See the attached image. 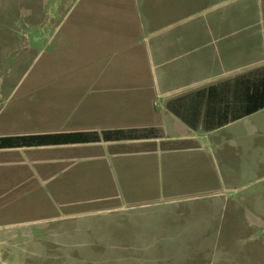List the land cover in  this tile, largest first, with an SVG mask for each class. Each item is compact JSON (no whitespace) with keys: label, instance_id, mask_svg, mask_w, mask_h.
<instances>
[{"label":"crops","instance_id":"obj_1","mask_svg":"<svg viewBox=\"0 0 264 264\" xmlns=\"http://www.w3.org/2000/svg\"><path fill=\"white\" fill-rule=\"evenodd\" d=\"M93 4L101 10V19L92 23L97 32H86L84 40L75 41L82 42L77 47L82 52L100 56L96 76L77 83L76 97L57 102L53 131L40 129L45 119L12 117L0 123V137L154 128L160 138L0 150V215L13 220L0 227L63 234L57 238L66 243L63 247L78 248L89 241L95 247L116 242L105 234L92 239L90 233L98 229L86 226L91 223L87 219L118 217L116 223L107 222L119 229L118 243L159 248L168 241L152 232L149 244L140 240L144 205L198 201L208 185L213 186L214 216L221 212L228 218L221 228L231 239L243 223L242 207L253 214L252 202L263 201L255 195L264 199V109L205 132L188 127L168 111L167 103L183 98L182 112L204 119L207 99L195 93L219 86L214 101L231 105L242 88L254 86L249 74L264 72V0H92ZM135 8L148 9L149 15L129 17ZM91 22L90 18L87 31ZM30 128L35 131L30 133ZM255 152L262 154L260 161L254 160ZM216 164L220 175L214 174ZM66 174L68 181L63 180ZM255 185L262 187L255 192ZM227 199L231 204L224 211ZM180 216L191 226L187 218L208 213L188 207Z\"/></svg>","mask_w":264,"mask_h":264},{"label":"rangeland","instance_id":"obj_2","mask_svg":"<svg viewBox=\"0 0 264 264\" xmlns=\"http://www.w3.org/2000/svg\"><path fill=\"white\" fill-rule=\"evenodd\" d=\"M98 8L92 5V0H0V123L12 117H29L45 119L40 121V129L45 132L55 129L53 113L57 102L76 97L77 83L91 80L90 76L97 74L95 69L102 65L100 56L82 52L77 48L82 42L75 41L78 37L84 40L81 36L86 32H97L92 23L93 19H101ZM144 12L149 15L148 9L140 12L135 8L133 16L129 17L137 18L141 14L144 17ZM90 18V31H87ZM93 69L94 73H87ZM27 127L25 123V131ZM29 131L35 130L30 128ZM253 158L260 161L262 154L255 152ZM216 166L214 174L220 175L219 166ZM63 180L68 181L69 176L66 174ZM261 187L255 185L253 190L256 192ZM212 189L213 186L207 185L198 201L144 205L147 208L142 211L140 240L144 241L142 245L149 244L148 233L152 232V236L158 235L160 240L168 241L159 243V248L118 243L119 229L107 224L118 222V217L87 219L91 223L86 226L98 229L90 233L92 239L105 234L111 236L109 241L116 242L106 240L107 243L95 247H91L94 243L88 239L89 242H82L78 248L63 247L66 243L57 239L63 234L27 233L13 231L12 227L5 230V226L0 227V264H264V211H260L264 206L263 196L255 195L263 200L252 202L255 214L242 207L243 223L229 239L225 236L230 233L221 228L223 220L228 218H222L221 212L214 216L216 206ZM230 204L227 199L221 208L225 211ZM188 207L204 210L208 216L187 218L186 221L190 219L193 225H185L180 213ZM257 214L262 216H254ZM1 217L0 225L13 221ZM199 222L201 226L194 227ZM246 222L253 224L247 226ZM198 228L201 233L197 232ZM66 235L76 238L77 234ZM183 240L191 241L183 243Z\"/></svg>","mask_w":264,"mask_h":264},{"label":"trees","instance_id":"obj_3","mask_svg":"<svg viewBox=\"0 0 264 264\" xmlns=\"http://www.w3.org/2000/svg\"><path fill=\"white\" fill-rule=\"evenodd\" d=\"M254 76V86L238 94L236 103L216 104L214 96L219 90L218 87H209L194 96L206 98L204 119H191L186 116V111L179 98L167 103V109L178 117L183 123L193 130L202 129L205 132L221 129L231 123L255 114L264 109V72L257 70L249 74ZM242 78V77H241ZM240 79V78H239ZM242 84L239 80V85ZM160 138L158 131L154 128L108 130L98 132H74L63 134H38L23 136L0 137V150L14 148H33L54 145L89 144L101 142H120L142 139Z\"/></svg>","mask_w":264,"mask_h":264}]
</instances>
